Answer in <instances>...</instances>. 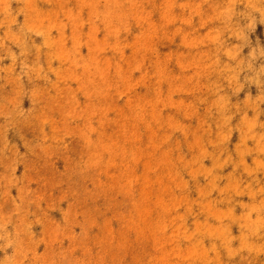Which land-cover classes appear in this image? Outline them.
I'll list each match as a JSON object with an SVG mask.
<instances>
[{
  "label": "rangeland",
  "instance_id": "rangeland-1",
  "mask_svg": "<svg viewBox=\"0 0 264 264\" xmlns=\"http://www.w3.org/2000/svg\"><path fill=\"white\" fill-rule=\"evenodd\" d=\"M0 264H264V0H0Z\"/></svg>",
  "mask_w": 264,
  "mask_h": 264
}]
</instances>
